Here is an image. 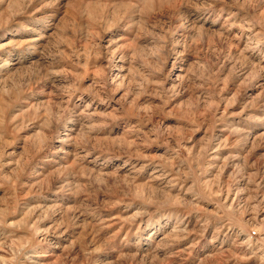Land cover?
Instances as JSON below:
<instances>
[{
	"label": "rangeland",
	"instance_id": "374dc122",
	"mask_svg": "<svg viewBox=\"0 0 264 264\" xmlns=\"http://www.w3.org/2000/svg\"><path fill=\"white\" fill-rule=\"evenodd\" d=\"M0 264H264V0H0Z\"/></svg>",
	"mask_w": 264,
	"mask_h": 264
}]
</instances>
